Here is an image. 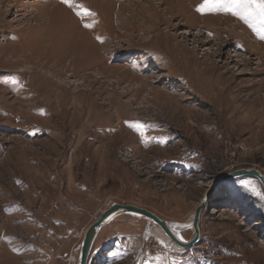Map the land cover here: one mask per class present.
I'll return each instance as SVG.
<instances>
[{
    "label": "rangeland",
    "instance_id": "1",
    "mask_svg": "<svg viewBox=\"0 0 264 264\" xmlns=\"http://www.w3.org/2000/svg\"><path fill=\"white\" fill-rule=\"evenodd\" d=\"M202 2L0 3V264H76L115 202L177 223L203 203L200 239L122 214L136 238L100 231L88 264H264V199L244 186L261 182L212 188L264 173V24Z\"/></svg>",
    "mask_w": 264,
    "mask_h": 264
},
{
    "label": "water",
    "instance_id": "2",
    "mask_svg": "<svg viewBox=\"0 0 264 264\" xmlns=\"http://www.w3.org/2000/svg\"><path fill=\"white\" fill-rule=\"evenodd\" d=\"M255 177L257 178L264 188V173L257 168H240L228 173H222L218 176L216 182L213 185V189L218 185H222L226 181L239 177ZM212 189V190H213ZM206 200V197L204 198ZM204 204H199L194 212L192 218V229L194 231L193 237L190 240H182L178 237V231L176 224L167 221L157 215L155 212L135 204H124L115 202L105 209L97 219L87 228L82 243L80 246L79 256L76 264H88L92 252V248L98 233L101 229L113 221L116 217L122 214H134L147 219L150 222L157 224L163 231L180 247L188 248L193 244H196L200 239V218Z\"/></svg>",
    "mask_w": 264,
    "mask_h": 264
},
{
    "label": "snow or ice",
    "instance_id": "3",
    "mask_svg": "<svg viewBox=\"0 0 264 264\" xmlns=\"http://www.w3.org/2000/svg\"><path fill=\"white\" fill-rule=\"evenodd\" d=\"M63 3L69 5L70 7L82 9V11L77 12L78 15H92V13L88 9L84 8L83 5L75 4L74 0H63ZM196 10L200 13L225 11L239 16L242 20L248 22L249 24H252L253 21H258L261 24H264V0H203V2L198 5ZM85 27H92V25L86 24ZM257 32L261 39H264V28H257ZM244 186L255 195L264 199V193L257 189V187L251 182L246 181ZM188 227H190V225H188ZM180 239H183V237L181 236Z\"/></svg>",
    "mask_w": 264,
    "mask_h": 264
},
{
    "label": "crops",
    "instance_id": "4",
    "mask_svg": "<svg viewBox=\"0 0 264 264\" xmlns=\"http://www.w3.org/2000/svg\"><path fill=\"white\" fill-rule=\"evenodd\" d=\"M116 220H118L117 217L101 229V231L103 232V237H104L105 241H108L109 239L112 240V239H115L117 237H120L122 239L123 238L129 239L130 241L133 240V238L134 239L136 238V236L139 233V229L141 228V225L139 222L132 219V221H135V222L128 223L126 221H124V222L120 221L119 223H114L112 225V222H114ZM144 230H145V228H144ZM142 237H144V235ZM92 250H93V248H92ZM139 250H140V247H139ZM147 259H148V257H146L144 259L145 262L147 261Z\"/></svg>",
    "mask_w": 264,
    "mask_h": 264
},
{
    "label": "bare ground",
    "instance_id": "5",
    "mask_svg": "<svg viewBox=\"0 0 264 264\" xmlns=\"http://www.w3.org/2000/svg\"><path fill=\"white\" fill-rule=\"evenodd\" d=\"M2 1L3 0H0V3H2ZM171 1V4L172 3H174V6H171V8L173 9L174 7H175V4H176V2H177V0H170ZM180 6V5H179ZM121 9V8H120ZM125 10V9H124ZM99 11V10H98ZM120 12V11H119ZM161 14V13H160ZM162 16V15H161ZM49 20H52V18H49ZM81 21V20H80ZM39 24H40V22H37V23H35V26H39ZM45 25H47L46 23H44ZM81 24H78L77 26H80ZM82 45V44H81ZM80 46V45H79ZM3 55L4 54H0V60H2V58H3ZM13 55V54H12ZM26 56V55H25ZM66 58V57H65ZM86 58V57H85ZM10 58L8 57L7 59H6V61L5 62H10V60H9ZM25 60V59H24ZM27 60V59H26ZM12 63V62H11ZM26 63H27V61H26ZM95 63V62H94ZM6 65H7V63H6ZM15 65V64H14ZM11 66V65H10ZM45 66V65H44ZM70 66V65H69ZM46 67V66H45ZM74 68V67H73ZM68 69V68H67ZM84 71V70H83ZM25 72V71H24ZM37 72V71H36ZM40 72V71H39ZM55 78V77H54ZM217 81H219V83L220 82H222L221 81V77H218L217 78ZM217 81H216V83H217ZM62 86V85H61ZM27 87V86H26ZM96 92V91H95ZM37 93V92H36ZM55 100V99H54ZM81 106V105H80ZM82 107V106H81ZM95 121V120H94ZM98 124V123H97ZM88 129V128H87ZM103 129V128H102ZM26 165V164H25ZM29 165H31V164H29ZM27 166V165H26ZM22 177V176H21ZM26 177V176H25ZM33 177V176H32ZM34 179V178H33ZM192 219H190L189 221H186V222H183V223H177V222H173V223H175L176 224V227H177V231H178V237H183V239L182 240H185V241H187V239H185L184 238V236L182 235V232L183 231H185L187 228H189L188 227V225H190V227L191 228H193L192 227Z\"/></svg>",
    "mask_w": 264,
    "mask_h": 264
},
{
    "label": "built area",
    "instance_id": "6",
    "mask_svg": "<svg viewBox=\"0 0 264 264\" xmlns=\"http://www.w3.org/2000/svg\"><path fill=\"white\" fill-rule=\"evenodd\" d=\"M36 234H37V235H39V234H40V232H37Z\"/></svg>",
    "mask_w": 264,
    "mask_h": 264
}]
</instances>
